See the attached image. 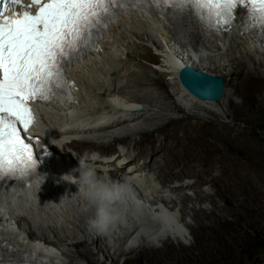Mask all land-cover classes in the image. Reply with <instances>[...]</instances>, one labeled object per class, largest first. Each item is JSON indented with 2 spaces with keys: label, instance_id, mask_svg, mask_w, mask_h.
I'll use <instances>...</instances> for the list:
<instances>
[{
  "label": "bare ground",
  "instance_id": "obj_1",
  "mask_svg": "<svg viewBox=\"0 0 264 264\" xmlns=\"http://www.w3.org/2000/svg\"><path fill=\"white\" fill-rule=\"evenodd\" d=\"M120 28L138 41L147 40L152 48L158 46V39L163 46L170 48L164 30L160 29L156 21L153 23L137 14L123 13L109 28V33L99 44L96 54L70 70L69 77L76 94L75 103L64 108L38 107L37 132L43 138V144L47 142L51 148H55V152L60 153L65 166L73 165L69 172L72 175L78 176L72 169L77 167L80 156L98 153L99 158L92 161L98 175H107L116 181H123V177H126L135 182V185L127 184L134 191L132 186L142 184L145 192L150 194L153 187L152 199L161 205L153 207L157 211L150 215L151 219L142 207H137L139 209L131 213L132 221L124 212H118L121 219L117 223L121 229L117 231L119 233L116 234L112 226L104 235L97 234L94 230H91L90 235L86 231V225L89 226L88 220L94 215L95 208L81 197L75 184L62 179L63 175L69 173L61 174L53 187L35 195L19 196L23 191L4 188L0 191V204H4L6 209L0 213V256L4 258L0 264H41L40 258L47 260L44 264H79L78 260L95 264L99 260L85 248L84 238L87 236L92 244L97 245L105 235L123 240L127 251L118 244L116 248L122 252L120 255L127 264H221L220 260L224 256L228 258L233 254V246L240 244L242 229L239 221L245 217L257 219L262 213L260 204L264 196L254 185V179L226 169L219 162L225 156L216 142L226 144L246 132L240 131L233 135L234 129L226 123L216 120L200 122L197 120L198 113L188 114L180 120L171 113L178 112L181 108L189 109L190 106L208 112L217 111L224 116L231 113L233 122L238 115L248 116L253 106L248 99L260 96L264 89V80L257 79L254 75L264 76V39L261 45L252 32H249L250 37L242 35L236 27L225 36L222 44L207 48L206 54L196 61H183L175 52L166 53L167 65L164 66H167L165 69L169 70L173 80L186 68L203 71L222 80V97L218 100H202L192 95L179 78L178 82L174 80L165 83L161 75L154 77L148 74V66L144 61L151 62L155 58L151 50L144 44L137 45L136 41L130 44L129 39L119 32ZM172 29L173 35L182 42L197 41V34L191 24L178 23ZM226 42L228 48L223 52ZM114 45H124L127 58L123 57L124 53L119 54L113 48ZM200 49L204 50L202 47ZM245 59L250 60L254 67H250ZM233 75L237 78L232 84L228 77L231 80ZM245 84L249 94L241 89ZM151 87L155 93L149 89ZM168 87L179 93L185 104L176 105L172 102ZM234 95L242 98L240 103L233 101ZM154 110L161 114H154ZM72 111L75 119L69 123L66 115L71 116ZM191 118L195 121L192 122ZM195 131L198 133L191 135ZM154 133L158 134L157 137ZM206 134H211L216 142L208 140ZM192 143L202 147L205 158L212 156L210 152L217 155L219 166L205 168L201 164H195L196 159L190 154ZM131 144L136 155L130 157L132 159L128 160L127 165H136L137 160H146L142 165L136 166L135 169L139 170L135 172L134 168L125 169L128 150H115L117 145L130 149ZM112 155L116 158L115 161L104 162L105 158ZM208 175L211 176L210 179L206 177ZM189 176L198 181L193 185L181 184L179 187L169 186L168 190L161 189V185L176 181L182 183L184 178H191ZM154 180L156 182L153 183ZM203 182L212 186L213 194L198 190L199 184ZM187 191L191 193L188 194ZM123 202L130 205L127 198ZM221 202H226L227 205L218 206L217 203ZM202 203H208L215 210L208 214L202 209L197 210L196 205ZM141 205L145 203L141 202ZM130 207L133 209L131 205ZM224 214L235 218V221L226 220ZM187 217L194 218L196 223V227L191 228L194 243L188 248L182 245L173 247L169 236H158L157 241L147 240L143 236L153 232V235H157L156 232L174 228L169 224L170 220L180 230H185L183 223L190 228L191 223L187 222ZM75 219L79 220V226L71 223ZM206 220L209 224L205 223ZM44 223L47 231L55 238L54 241L44 233L33 231L34 225L38 230H43ZM67 226L73 229L72 233L67 232ZM130 227L136 230H131ZM61 232L65 235L62 236ZM24 237H28L29 244L21 241ZM222 241L227 242L228 248L225 251L218 245ZM65 245L69 248H84L76 250L75 255L70 256L65 251ZM15 246L19 248L11 250ZM195 248L198 250L197 254L193 253ZM29 252H34L37 258L33 260L31 254L25 255Z\"/></svg>",
  "mask_w": 264,
  "mask_h": 264
},
{
  "label": "snow or ice",
  "instance_id": "obj_2",
  "mask_svg": "<svg viewBox=\"0 0 264 264\" xmlns=\"http://www.w3.org/2000/svg\"><path fill=\"white\" fill-rule=\"evenodd\" d=\"M145 6L162 19L190 11L206 32L233 27L242 8L243 30L264 34V0H0V181L27 183L36 156L49 155L45 146L37 153L40 141L26 135L35 122L31 103L70 104L66 67L96 50L125 7L151 18Z\"/></svg>",
  "mask_w": 264,
  "mask_h": 264
},
{
  "label": "rangeland",
  "instance_id": "obj_3",
  "mask_svg": "<svg viewBox=\"0 0 264 264\" xmlns=\"http://www.w3.org/2000/svg\"><path fill=\"white\" fill-rule=\"evenodd\" d=\"M119 32L122 33L123 37H127L129 39L128 42H130V44L137 42L136 43L137 45L144 44L151 50L152 55L155 58L151 62L144 61V63L147 64L148 66V74L153 75L154 77L161 75L162 80L165 83H171L174 80L178 82L179 77H177V79L174 78L173 80V77L169 74V70L165 69V67L167 66H164L165 64L167 65V63L165 62V57H166L165 55L166 53L169 54L170 52H172V49L170 48L168 49L165 46H163L160 39H158L156 43V45L158 46L156 48H152L151 44L147 42V40L138 41L135 38L128 35L126 32H124L123 28H120ZM113 48L118 50L119 54L124 53L123 57L127 58V53H126L127 49L124 47V45H118V46L114 45ZM226 48H228L227 42L225 44V47L222 49V51H224V49ZM236 55H237V52H236ZM178 58L183 61L190 60L191 62H193V59L191 58L186 59L182 55H178ZM245 60L250 67L252 68L254 67V64H252L250 60L248 59H245ZM209 61L213 62V60H209ZM237 72L238 70L235 71V73ZM254 75L257 79L264 80V76L256 75V74ZM236 78L237 76L233 75L231 77V80H230V77H228V81L232 82L233 84L236 82ZM149 89L153 91L154 93L156 92L153 87ZM241 89H245L246 92H248V94L250 93L249 89L247 88V84L242 85ZM168 92L172 96L171 101L174 102L176 105L185 104L182 98L180 97L179 93L173 92V89H171L170 87H168ZM236 98H239V100L237 101ZM232 99L236 103H240L242 100V98L238 95H234ZM248 102L253 103L252 109L249 111L248 116L238 115L236 116V121L234 122H233V117L231 113H228L227 116H224L223 114L217 111L208 112V111H205L199 108H191L190 106H189V109L185 110L181 108L180 111L172 112L171 114L173 115V117L179 118L180 120L182 118H185L188 114L198 113L199 114V117L197 118L198 121L214 122V120H216V121H219L220 123H226L227 125L231 126L234 129L233 135H236L240 131H245L246 134H241L238 136L236 140H233L232 142H229L226 144L219 142V141L216 142L215 138L211 134H206L205 137L212 142H216V145L222 150L225 158L219 161L220 165L222 164L226 169H231L233 171L238 172L239 174H244V175L252 177L254 179V185L260 190V193L264 196V89L261 90L260 96L257 95L255 97H252L251 99H248ZM152 112H154V114H161V112L156 111V110ZM193 119L194 118H191L192 122L195 121ZM196 133H198V131L193 132L191 135H194ZM157 135H158L157 133H154L155 137H157ZM46 144L48 143L44 142V145ZM129 147L130 149L128 147L125 148L122 145H117L115 150L117 151L128 150L129 155L125 158V160L128 161L132 159L130 157H133L136 155V151L132 149L133 148L132 144ZM52 150L55 152V148H52ZM55 153L60 155L58 151ZM190 154H192L195 157L196 159L195 164L197 165L201 164L205 168H209L211 166H219V164L217 163L218 156L214 155L213 152H210L209 154L212 156L205 158L203 151H202V147L197 143L191 144ZM144 162H146V160H141V161L137 160L136 165L133 164L132 168H136L137 165L140 166ZM149 162H150V159L147 160L148 164ZM195 164H193V166ZM117 174L120 175V173H117ZM206 177L208 179L211 178L210 175ZM184 179L185 180L182 183L181 181H176L169 185L171 187H179L181 184H183L184 186H187V185H193L194 183L198 181V179L195 177L184 178ZM199 187L200 188H198V190L200 189L202 191H205L208 194H213L214 192V190L212 189V186L208 182H203L199 184ZM187 193L190 194L191 192L187 191ZM167 194L169 195V192ZM64 203L61 204V208ZM155 205H158V204H155ZM217 205L225 206L227 205V203L221 202V203H217ZM260 206H261L260 212L262 213L257 219H254L253 217H245L244 220L239 221V226L242 229L240 232V238H239L240 244L233 246V249H234L233 254L228 256V258L224 256V259L220 260L221 264H264V199L262 200V203L260 204ZM196 209L197 210L202 209L204 211H207V214H208L210 213V211L215 210V207L209 205L208 203H205V204L202 203L200 205H196ZM216 213L221 215L217 211ZM224 216H225V219L228 221H231V222L235 221V218L231 216H228L226 214H224ZM186 220L187 222L191 223L190 228L187 227L183 223V226L185 230L189 232V235L185 237V239H181V240L177 238H171L172 241L170 240L169 241L170 243H173V247L177 248L179 245H182L188 248L194 243L193 236L191 235V228L196 227L195 220L194 218L191 219L190 217H187ZM61 222L58 225H60ZM71 223H75L77 226H79V220L75 219V222L72 221ZM117 223L118 221H116L115 224L113 225V228L115 229L116 234L119 233L117 231L121 230L120 225ZM205 223L209 224V221L206 220ZM43 226H44L42 228L43 230H38L37 227L34 225L33 231L35 233H44L46 237L54 241L55 238L53 237V235L47 231V228H46L47 225L44 223ZM86 227L88 228L86 231H88V233L91 235L90 233L91 229L87 225ZM59 231L60 230H58V232ZM67 232L72 233L73 229H71V227H68ZM61 235L64 236L65 233L61 232ZM101 235H104V234H101ZM30 236H33V234H30ZM143 236L145 237V235ZM160 237L162 236L160 235ZM166 237L167 236H165V238ZM101 238L102 240L98 241L97 245L95 243L92 244V241L89 240L87 236H85L84 238L86 239L85 248L88 249V251L93 252L95 254V258L99 260L95 264H127L125 261H123V256L120 255L122 252H119L116 248V244H118V246L121 248L122 239L116 240L115 237H114L115 239H113L110 235L108 236L105 235L104 237H101ZM111 240H112V243H111ZM21 241H24L25 244L27 243L29 244V242L24 239H22ZM218 245L222 251H225L228 248L227 242L225 241H222L221 243L218 242ZM18 248L19 247L15 246L11 250L15 251ZM64 248L68 255L73 256L75 255L74 253L76 250H82L84 247L79 246L77 248H74V247L69 248L65 245ZM124 250L127 251V249H124ZM20 252H23V250H21ZM1 253L2 252H0V255ZM193 253L194 254L198 253L197 248L193 249ZM27 254L29 253H26L25 255ZM215 256L216 258L218 257L216 255V252H215ZM0 259H4V258L0 256ZM78 263L86 264L85 261L83 260H78ZM13 264H30V263H21V262L15 263L14 262Z\"/></svg>",
  "mask_w": 264,
  "mask_h": 264
},
{
  "label": "clouds",
  "instance_id": "obj_4",
  "mask_svg": "<svg viewBox=\"0 0 264 264\" xmlns=\"http://www.w3.org/2000/svg\"><path fill=\"white\" fill-rule=\"evenodd\" d=\"M98 158L99 154L95 152L83 154L77 159V167L72 169L78 176L69 173L63 175L62 179L75 184L81 197L94 206L95 213L88 220L89 228L97 234H106L118 220L116 206L127 198L129 188L124 181L113 180L107 175H98L92 163ZM4 211L5 207L0 204V213Z\"/></svg>",
  "mask_w": 264,
  "mask_h": 264
},
{
  "label": "water",
  "instance_id": "obj_5",
  "mask_svg": "<svg viewBox=\"0 0 264 264\" xmlns=\"http://www.w3.org/2000/svg\"><path fill=\"white\" fill-rule=\"evenodd\" d=\"M179 80L181 84L196 98L202 100H218L222 97V80L206 74L203 71H194L186 68L180 73ZM130 221L132 220L130 219ZM174 223L175 222H171V220L169 221L171 226H174Z\"/></svg>",
  "mask_w": 264,
  "mask_h": 264
}]
</instances>
